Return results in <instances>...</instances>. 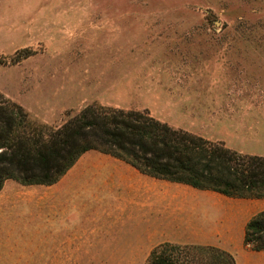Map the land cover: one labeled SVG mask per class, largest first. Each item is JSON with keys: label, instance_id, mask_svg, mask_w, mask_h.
I'll list each match as a JSON object with an SVG mask.
<instances>
[{"label": "rangeland", "instance_id": "rangeland-1", "mask_svg": "<svg viewBox=\"0 0 264 264\" xmlns=\"http://www.w3.org/2000/svg\"><path fill=\"white\" fill-rule=\"evenodd\" d=\"M0 92L54 126L98 103L264 155V0H0ZM37 189L0 188V264H147L38 250Z\"/></svg>", "mask_w": 264, "mask_h": 264}, {"label": "trees", "instance_id": "trees-1", "mask_svg": "<svg viewBox=\"0 0 264 264\" xmlns=\"http://www.w3.org/2000/svg\"><path fill=\"white\" fill-rule=\"evenodd\" d=\"M88 149L108 152L155 177L264 198V155L173 127L148 111L98 103L54 126L0 92V188L6 179L52 184ZM243 240L264 250V209L247 220ZM147 264H235V259L217 246L164 241L151 249Z\"/></svg>", "mask_w": 264, "mask_h": 264}, {"label": "crops", "instance_id": "crops-1", "mask_svg": "<svg viewBox=\"0 0 264 264\" xmlns=\"http://www.w3.org/2000/svg\"><path fill=\"white\" fill-rule=\"evenodd\" d=\"M37 185L38 250H151L168 241L220 247L235 264H264V250L243 241L247 220L264 209L262 197L155 177L96 149L54 183Z\"/></svg>", "mask_w": 264, "mask_h": 264}]
</instances>
